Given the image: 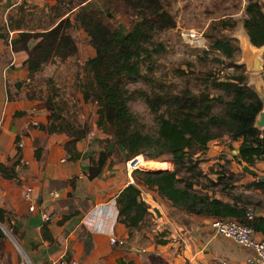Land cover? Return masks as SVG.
<instances>
[{
	"label": "trees",
	"instance_id": "16d2710c",
	"mask_svg": "<svg viewBox=\"0 0 264 264\" xmlns=\"http://www.w3.org/2000/svg\"><path fill=\"white\" fill-rule=\"evenodd\" d=\"M113 1L126 7L119 23L112 21L103 8L93 7L95 0H69L65 12L67 14L79 6L74 20L86 33L95 51L84 63L86 80L81 86V93L84 102L96 104L95 126L108 135L106 139L97 136L101 149L88 156L89 163L83 170L85 178L92 180L99 177L106 163L111 165L109 167L119 165L124 173L125 161L135 156L159 160L165 155L173 162L172 170H133L132 176L141 181V185L128 183L115 195L118 222L128 229L142 228L151 212L150 203L143 193L147 190L153 198L165 199L172 207L187 214L211 219H235L264 236V217L254 215L251 220L244 219L247 207L252 206L250 201H244L239 194L233 193L237 176L229 170H215L216 177L212 179L199 167L209 142L222 137L239 142L234 148L237 150L233 155L235 159L249 165L264 162V128L255 126L262 109L259 94L248 83L244 64L233 61L239 50L236 39L219 34V30L235 27L236 21L223 18L213 22L209 32L205 33L208 49L202 50L206 56L214 53L208 56L210 62L224 64L223 57L227 60L226 66H232L233 70L224 76H220L215 69L207 70L199 76L204 88L197 91L189 87L175 90L172 85L159 82L154 77L160 55L158 50H164L165 46L156 40L157 50L153 40L158 31L175 26L174 16L162 0H110V6ZM62 16L42 31L18 30L17 35L8 41L12 52L25 54L21 67L27 71L28 77L50 60H63L75 54L76 44L67 32L71 20L68 15ZM242 25L249 43L257 48L264 47L261 0H247ZM0 37L7 40L5 34ZM31 40H34L32 44ZM262 59L261 77L264 82V51ZM13 68L10 67L11 70ZM23 82L9 83L12 87H7L8 99L21 96L37 99L35 95L24 93ZM137 82L149 85L150 90L131 89L130 85ZM137 98L142 99L154 115V132L136 124L137 119L129 108V102ZM44 105L46 122L32 126L45 134L65 135L68 138L64 144L65 151L71 159L78 158L75 144L84 138L87 129H78L72 124L57 125L55 120L60 117L51 109L48 98ZM15 142H18L17 138ZM121 151L124 155L115 157ZM35 157H40L38 149L35 150ZM20 159L21 153L18 152L12 164L0 162L1 176L15 178V168ZM182 169L188 173L187 177L179 176ZM198 178L208 182H200ZM78 180L75 175L68 183L76 189ZM263 185L261 181H256L248 186L255 188ZM221 196L229 197L232 202L221 199ZM74 213L64 214L63 219L72 217ZM0 223L7 224L14 234L18 232V228L11 225L9 213L2 208ZM4 239L5 233L0 227V242ZM157 264L163 263L157 261Z\"/></svg>",
	"mask_w": 264,
	"mask_h": 264
},
{
	"label": "crops",
	"instance_id": "0c3cea01",
	"mask_svg": "<svg viewBox=\"0 0 264 264\" xmlns=\"http://www.w3.org/2000/svg\"><path fill=\"white\" fill-rule=\"evenodd\" d=\"M2 51L0 49V162L10 165L16 160L17 138L23 144L19 152L27 165L15 168V178L7 179L0 174V208L9 213L11 223L18 228L20 242L27 245L29 253L22 243L21 246L33 264H59L60 261L66 264H157V261L163 264H222L223 261L243 264L253 255L251 250L215 234L209 226L211 217L187 214L165 199L153 198L147 190L143 193L150 203L148 221L151 220L155 228L147 232L141 228L140 233L118 222L115 195L131 183L129 173L124 174L119 165L108 167L106 163L99 177L87 180L83 170L89 163L88 156L101 148L96 144L89 149L87 139L83 138L75 144L79 157L71 159L64 149L68 140L65 135L45 134L34 128V122H46L44 102L22 96L7 97V87L27 74L21 67L25 54L10 50V61L6 65ZM11 66H14L12 70ZM226 142H232L234 147L239 144L229 139ZM228 147L224 143L218 145L217 140L209 142L199 167L210 177L216 175L217 166L227 164V170L238 178L234 181L233 193L251 202L255 216L264 217V185L248 186L256 181L264 183V162L249 165L239 161L233 156L237 150L230 149L231 155L226 154ZM36 149L40 152L38 159ZM75 175L79 180L78 187L73 189L68 180ZM27 186L32 187L36 203L32 213L28 212L29 202L23 199ZM52 190H58L61 197L51 199ZM220 198L232 202L227 196ZM43 213L49 214L48 221L43 220ZM67 213L74 215L63 219ZM255 234L263 236L257 231ZM111 236L122 239L124 244L111 246ZM6 251L3 260L13 264L14 260Z\"/></svg>",
	"mask_w": 264,
	"mask_h": 264
},
{
	"label": "rangeland",
	"instance_id": "374dc122",
	"mask_svg": "<svg viewBox=\"0 0 264 264\" xmlns=\"http://www.w3.org/2000/svg\"><path fill=\"white\" fill-rule=\"evenodd\" d=\"M109 1L110 0H95L92 6L103 8L104 12L109 13L112 21L119 23L121 21L120 15H122V12L126 11V7L118 1H113L110 6ZM162 2L174 16L176 22L174 27L158 31L153 39L156 49V40L162 42L165 46L164 50L157 49L160 55L158 56L154 77L159 82L172 85L175 90L189 87L197 91L198 89L204 88L199 76L201 77L205 71L215 69V71H219L221 74L220 76H224L225 73L233 70L232 66H226L227 60L223 57H221V59L224 64L214 63L210 62L208 57L214 53L208 56L202 53L203 49H208V40L205 33L207 31L209 32V26L219 19L232 18L236 21L235 27L222 31L219 30V34L235 38L239 45V50L233 58V61L239 64L242 62L243 51L241 47L245 44L248 45L249 49L258 51L257 47L249 43L242 25L244 6L247 0H162ZM261 2L264 10V0H261ZM68 3L69 0H0V36L2 34L7 36L6 41L5 38L0 37V49L3 50V60L7 65L11 55V47L8 41L17 35L18 30L30 32L42 31L54 25L62 15V18L68 15L72 24L67 29V32L72 36L76 44L75 54L63 60L54 59L48 61L39 71L30 77L24 74L21 77L23 78L22 80L25 81L23 82L22 89L25 94L35 95L37 99L43 101L44 104L47 98L50 100L51 109L60 117V119L55 120L57 125L66 126L67 124H72L78 129H87L84 138L87 139V144L90 149L92 145L96 146V144H98L97 136L106 139L108 135L99 131L95 126L96 104L91 101L84 102L82 99L81 86L86 80L84 63L88 58L94 55L95 51L86 33L74 20L79 6H75L70 12L65 14L68 10ZM181 29H192L197 31L205 40L204 46H195L184 40L180 35ZM33 42L34 40H31L30 44ZM202 57L204 58L203 60H201ZM246 65L247 64L244 63L245 72L248 76V83L257 92H260V95L263 94L264 82L261 77V70H249ZM17 68L19 69L20 66ZM130 88L150 90L149 85L142 82L132 84ZM129 108L135 114L137 119L136 124L138 126L148 132H154L156 128L154 115L150 112L142 99L137 98L130 101ZM92 130L94 131L91 133ZM226 139L224 137L218 139L217 144L220 146L223 143L225 146L228 145L229 149H226V152H228L226 154L231 155L230 153L232 152L230 149H234L235 147L232 145V142L228 144ZM16 148L18 149L17 152H19V146H16ZM219 151L220 150H217V152ZM121 152L120 155L115 157H122L124 152ZM145 160L150 162L152 166L148 165L142 169L137 167L136 169L156 172L160 170H172L174 168L173 162L165 155L161 156L159 160L152 158H145ZM168 162L171 164L169 165ZM225 165L217 166L216 171L227 170ZM107 166L109 167L111 165ZM124 173L127 174L126 169ZM179 176L187 177L188 173H185L182 169ZM215 177L216 175L210 176L212 179ZM128 178L131 183L135 182L141 185V181L132 176V171L128 174ZM198 179L203 183L208 182L204 178ZM1 225L6 232L5 239L0 242V258L4 259L3 252L8 250L6 252L9 253L10 257L14 260L13 264H17L20 258L17 251L18 245L20 246L22 243L25 251L29 253L27 245L22 241L20 242L18 232L14 234L11 232V229L8 228L7 224ZM11 225L13 226L12 223ZM155 226L156 225L153 224L151 220H147L142 226V229L146 232L152 231L151 229H153V227L155 228ZM142 229L138 231L142 233ZM160 229H162V226ZM155 236L153 235V238H155Z\"/></svg>",
	"mask_w": 264,
	"mask_h": 264
},
{
	"label": "built area",
	"instance_id": "2783aa9c",
	"mask_svg": "<svg viewBox=\"0 0 264 264\" xmlns=\"http://www.w3.org/2000/svg\"><path fill=\"white\" fill-rule=\"evenodd\" d=\"M180 35L190 44H194L195 46H204V38L197 31L192 29H181ZM36 124V123H35ZM93 131H91L92 133ZM17 146L22 147V142L18 141L16 143ZM137 156L129 159L125 163V169L127 173L135 170L137 168ZM20 165H27V162L23 159H20ZM33 189L30 186L25 187L23 191V199L29 202L28 212H35L36 203L33 199ZM49 197L51 199H58L61 197V193L58 190H52L49 192ZM254 217V209L249 207L246 212L244 219L251 220ZM42 218L44 221H48L50 219L49 214L43 213ZM210 228L213 232L219 236L228 238L232 240L235 244L251 250L253 255L247 257L243 264H264V236H256V231L249 225L239 222L235 219H211L209 222ZM109 243L111 246L123 245L124 241L122 239H118L115 236H111L109 238ZM19 246V245H18ZM19 259L17 264H33L30 260L26 252L23 250L20 245L18 248ZM75 263V262H73ZM0 264H6L5 261L0 258ZM59 264H66L64 261H60ZM222 264H226V262H222Z\"/></svg>",
	"mask_w": 264,
	"mask_h": 264
},
{
	"label": "water",
	"instance_id": "95a60500",
	"mask_svg": "<svg viewBox=\"0 0 264 264\" xmlns=\"http://www.w3.org/2000/svg\"><path fill=\"white\" fill-rule=\"evenodd\" d=\"M242 51H243V60H241L242 62L240 64H244L246 63L247 65V69L249 70H262V63H263V59H262V53L264 51V47H259L258 51H256L255 49H249L248 45H243L241 47ZM259 94L261 103H262V109L259 111L257 118L255 120V126L259 129H263L264 128V93L260 95V92H257ZM236 152V150H234ZM0 227L1 229L4 231V233L6 232V230L4 229V227H2L1 223H0Z\"/></svg>",
	"mask_w": 264,
	"mask_h": 264
},
{
	"label": "bare ground",
	"instance_id": "6f19581e",
	"mask_svg": "<svg viewBox=\"0 0 264 264\" xmlns=\"http://www.w3.org/2000/svg\"><path fill=\"white\" fill-rule=\"evenodd\" d=\"M246 45V44H245ZM136 160H137V167L138 168H145V167H147L148 165H150V166H152V164L150 163V162H148V161H146L145 160V158L144 157H142V156H138L137 158H136ZM148 162V163H147Z\"/></svg>",
	"mask_w": 264,
	"mask_h": 264
},
{
	"label": "clouds",
	"instance_id": "9594fccd",
	"mask_svg": "<svg viewBox=\"0 0 264 264\" xmlns=\"http://www.w3.org/2000/svg\"><path fill=\"white\" fill-rule=\"evenodd\" d=\"M93 131V130H92ZM139 156V155H138Z\"/></svg>",
	"mask_w": 264,
	"mask_h": 264
}]
</instances>
